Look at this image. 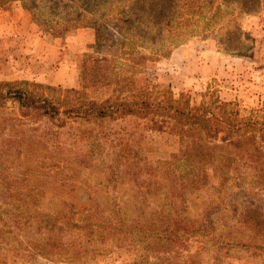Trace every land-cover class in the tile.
Wrapping results in <instances>:
<instances>
[{
	"label": "trees",
	"instance_id": "16d2710c",
	"mask_svg": "<svg viewBox=\"0 0 264 264\" xmlns=\"http://www.w3.org/2000/svg\"><path fill=\"white\" fill-rule=\"evenodd\" d=\"M128 1L116 12L111 9L115 0L25 4L55 36L94 26L102 37L99 21L105 25L115 19L121 39L108 43L106 54L84 55L80 87L0 74V208L7 214L0 232L19 235L18 246L7 243V254L0 253V264H23L12 255H24V250L73 264L107 259L159 264L153 256L159 247L170 248L181 243L180 237L208 227L189 216L188 194L210 185L212 174L221 187L231 183L264 195V103L244 114L237 101L223 99L212 84L194 103L187 93L176 95L145 75L148 62L168 53L165 29L171 44L215 35L228 51L247 50L251 38L243 41L242 19L255 12L259 0ZM106 86L110 91L104 97L88 92ZM129 117L150 131L177 134L179 151L151 162L144 137L121 123ZM64 129L74 139L81 136L85 149L68 148L61 138ZM95 171L106 176L108 190L126 193L130 186L135 214L116 200L102 204L90 194L95 186H88V201L75 202L81 176ZM50 187L62 207H45L40 201V193Z\"/></svg>",
	"mask_w": 264,
	"mask_h": 264
},
{
	"label": "rangeland",
	"instance_id": "374dc122",
	"mask_svg": "<svg viewBox=\"0 0 264 264\" xmlns=\"http://www.w3.org/2000/svg\"><path fill=\"white\" fill-rule=\"evenodd\" d=\"M31 1L0 0V74L11 80L63 88L80 87L84 55L108 53L111 47L107 44L121 39L119 22L109 19L104 25L95 17L102 37L94 26L75 27L55 36L39 25L31 11L25 8ZM129 4L128 0H115L111 9L116 12ZM252 8L255 12L244 16L241 25L243 41L251 38L246 41L247 50L228 51L218 43L215 35L191 36L182 43L171 44L167 39L170 33L165 29L163 47L168 53L148 62L145 75L165 87L170 86L176 95L187 93L194 103L201 101L209 84L215 85L223 99L237 101L244 114L250 113L264 103V0H259ZM16 23L29 25L31 32L16 30L19 26ZM15 33L16 38H24L14 39ZM109 91L107 86L88 90L89 94L100 98ZM121 123L144 137L146 156L153 163L170 159L180 149V138L175 133L150 131L135 117ZM66 129L62 130L61 138L67 147L77 152L85 149L82 137L77 134L74 139L73 133ZM79 186L75 193L76 203L88 201L92 194L104 205L116 200L129 215L135 214L130 186L125 187L126 193L125 189L108 190L106 176L96 171L82 175ZM88 186H95L90 194ZM44 191L39 199L45 207H62L61 198L52 196L54 188ZM188 205L189 216L208 227L180 237L181 243L171 244L170 248L159 247L153 255L159 264H264V195H256L231 183L221 187L219 178L212 174L210 185L188 194ZM1 210L0 226L5 224L7 215ZM1 234L4 247L0 245V253L7 254V243L18 246L19 235L14 232ZM24 252V255L14 253L12 258L23 264H73ZM97 264L120 263L107 259Z\"/></svg>",
	"mask_w": 264,
	"mask_h": 264
},
{
	"label": "crops",
	"instance_id": "0c3cea01",
	"mask_svg": "<svg viewBox=\"0 0 264 264\" xmlns=\"http://www.w3.org/2000/svg\"><path fill=\"white\" fill-rule=\"evenodd\" d=\"M16 25H19V26H16V30H18V31H20V32H22V30H24V31H26L27 29L30 31V26L29 25H26V24H20V23H16ZM28 31V32H29ZM31 32V31H30ZM18 33V32H17ZM30 35V34H29ZM16 36H17V34L15 33V37H14V39H18V38H24V36H19V37H17L16 38ZM33 36V35H32ZM36 36V35H35ZM31 37V36H30ZM20 46H22L21 44H19Z\"/></svg>",
	"mask_w": 264,
	"mask_h": 264
}]
</instances>
